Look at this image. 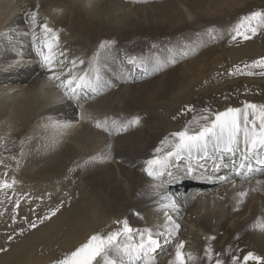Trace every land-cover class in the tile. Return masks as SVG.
<instances>
[{"label":"bare ground","instance_id":"1","mask_svg":"<svg viewBox=\"0 0 264 264\" xmlns=\"http://www.w3.org/2000/svg\"><path fill=\"white\" fill-rule=\"evenodd\" d=\"M150 2L0 0V31L9 27L16 30L10 33L11 41L0 38V137L5 138L0 140V153L17 151L19 145L10 134L16 129L23 130L22 142L26 144L23 159L16 167V194L9 192L13 203L20 200L11 240L5 233L10 227V211L7 203L0 204V212L4 213L0 216V247L6 249L0 252V264H54L92 234L114 230L116 220L127 219L133 228L163 223L159 210L162 190L155 187L160 183L163 191L173 194L177 202L178 211L170 214L180 229L171 239L161 238V248L153 253L157 264H169L175 243L180 240L185 241V251L197 257L190 264H201L207 246L217 252V240L224 231L228 235L227 251L222 249L221 253L228 255L230 261L232 255L242 260L248 252L264 257V191L250 192L239 210H234L233 197L240 190L241 181L234 177L232 165L229 169L223 161L220 167H213L209 160L201 161L204 167H200L184 158L173 161L159 181L144 171L145 162L152 158L161 141L165 137L171 140V133L183 130L203 112V97L216 93L228 99L236 90L264 93V80H231L225 84L211 81L207 86L205 78L209 73L204 66L200 68L206 59L191 55L188 48L180 52L179 48L173 49L180 55L173 57L176 62L151 71V63L159 54L155 51L146 58L134 50L144 45L145 37L168 38L178 32L214 26L221 5L217 0ZM33 11L38 13L37 24L47 18L59 32L60 47L69 59L87 61L102 42L114 41L110 48L100 50L101 73L111 86L95 95L75 99L65 96L57 87L58 82L48 79L50 73L41 66L32 46L28 13ZM213 39L206 40L205 45H213ZM131 56L147 59L149 71L129 64ZM190 61H194L191 67L187 63ZM239 64L236 62L233 67ZM248 86L255 90L248 91ZM259 97L240 96L232 100L234 103L226 101L220 105L214 100L209 109L215 112L229 106L242 107L245 101L264 104V96ZM191 106L202 110L189 116L186 111ZM135 116L140 117V123L127 131L113 128L109 134L95 127L96 120L126 121ZM91 157L96 159L90 160ZM189 163L194 169L191 173L186 171ZM1 169L2 165L0 174ZM223 177L234 178L236 186L222 182ZM256 178L264 180V175ZM251 186H255L254 181ZM61 202L60 211L41 224L39 218ZM25 203L30 209L27 218H23ZM241 218L245 219L239 221ZM26 220L35 222L37 227L30 228Z\"/></svg>","mask_w":264,"mask_h":264},{"label":"snow or ice","instance_id":"2","mask_svg":"<svg viewBox=\"0 0 264 264\" xmlns=\"http://www.w3.org/2000/svg\"><path fill=\"white\" fill-rule=\"evenodd\" d=\"M133 2L141 3L146 0H133ZM37 15L38 13L35 11L28 13L32 46L40 58L41 66L50 73L48 79L58 82L57 87L63 90L65 96L75 99L81 95H95L99 94L106 86H111L101 73L100 50L110 48L115 43L114 41L102 42L98 51L87 61L83 58L69 59L66 52L60 47L59 32L49 25L47 18L43 23L37 24ZM37 29H39V33ZM261 29H264V12L254 11L251 15L243 17L232 28L231 39L235 41L241 37L247 41L256 36ZM14 31L16 30L11 27L0 31V38L11 41L10 33ZM211 34L209 32V35ZM153 47L156 46L153 45ZM128 62L135 67H142L145 72L149 71V61L144 57L131 56L128 58ZM175 62L172 56L164 59L157 56L151 63V71H160L167 64ZM11 67L12 65H9V68ZM255 68L264 69V57L253 60L250 64H244L243 69H247V71L237 65L234 66V69L229 70L228 74L240 73L251 76L256 74L251 70ZM259 75L264 76V71H261ZM188 111H193V109L189 108ZM139 123V116L126 121L113 119L111 122L105 118L103 121L96 120L95 127L111 134L113 128L127 131L128 128ZM171 137V140L165 137L161 141V146L156 148L152 158L145 162L144 171L154 181H159L175 160L187 158L190 162L195 161L200 167H204V164L200 163L201 161L210 160L213 167H220L225 157H235L238 154L239 161H232L234 177L240 178L241 181V188L233 197L235 200L234 210H239L250 192L264 191V180L256 178L264 175V104L245 101L242 107L229 106L223 111L215 112L205 108L198 117H193L189 126L171 133ZM3 139L5 138L0 137V140ZM0 146L3 145L0 144ZM23 154L21 148L20 155ZM11 159L16 161L18 167L19 160L15 156H12ZM95 159L96 157L90 158V160ZM88 162L90 161L85 163ZM0 165H4L3 160H0ZM4 167L8 166L4 165ZM193 170L192 164L189 163L186 171L191 173ZM169 175L171 174L169 173ZM253 181L255 186H251ZM222 182L236 186L234 178L223 177ZM17 183V178L10 177L7 170L0 174V197H2L0 204L4 203L3 198L12 202L8 193L11 191L13 195L16 194ZM244 184H248L250 187L245 188ZM155 187L162 190L159 210L163 214V223L152 227L133 228L127 219L116 220L113 222L116 225L114 230L92 234L85 243L62 258L56 259L54 264H157L153 253L161 247V238H173L180 229V225L170 214V212L178 211L173 194L163 191V183L157 184ZM62 204L63 202L55 209L45 213L39 218V222L43 224L45 220L54 217L60 211ZM19 206L20 200L16 199L14 209ZM3 214L0 212V216ZM11 219L15 222L16 216L13 215ZM26 223L32 229L37 227L35 222L26 220ZM23 231L24 229L21 228L19 234L22 235ZM8 239L11 240L12 237L9 236ZM206 239L213 240L215 237ZM3 251L6 249L0 247V252ZM113 256L117 258L114 259ZM204 256L208 264H212L214 257L215 264H224V261L219 258L220 253H214L210 245L204 249ZM196 259L197 257L192 252L185 251V241L180 240L175 243L174 257L169 261V264H190ZM249 261L254 264H264V257L255 255L253 252L243 255L242 260L236 255L231 256V264H249Z\"/></svg>","mask_w":264,"mask_h":264},{"label":"rangeland","instance_id":"3","mask_svg":"<svg viewBox=\"0 0 264 264\" xmlns=\"http://www.w3.org/2000/svg\"><path fill=\"white\" fill-rule=\"evenodd\" d=\"M165 1H168V0H151L150 3L161 4V3H165ZM217 2L221 5V8H220V14L217 16L216 21H218V23L216 25L203 29L202 31L194 30L192 32L190 31L189 33H187L186 31L185 33L178 32V34L176 33L174 34V36L171 35L168 38L161 37V36H158L156 38H146L145 37L143 39L144 41L142 40V42H144V45L142 44L139 47L137 46L134 48V50L140 51V53L144 57L148 58L151 55V53L153 54V52L155 53V51L157 52L156 53L157 55L159 54V56L160 54L161 55L162 54L163 55L172 54L171 56L175 57V56H180V55H176L173 49L179 48V52H180V49L182 48L191 49L192 50L191 55L195 57L203 56L206 59L204 63L201 62L202 66L200 68H203L204 66L206 71L209 73L207 78H205L207 82L204 81L205 83H207V86L211 84V81L212 83L220 82L222 84H225L227 82H231V80L232 81L241 80V79H251V80L253 79L254 81L264 80V76L259 75V73L261 71H264V69H259V68L251 69L254 73H256L255 75H251V76L240 74V73H237L235 75L228 74L229 70L234 69L233 65L236 62H241V64H239L238 66H240L241 69H243V66H244L243 64H246V63L250 64L253 60L259 59L260 57H264V29H261L256 36L252 37L250 40H247V41L243 40L241 37H238L235 41L231 39L232 28L236 24H238L243 17L251 15V13L254 11L264 12V0H217ZM209 32H211L212 34L209 35ZM213 37H215L216 39L215 41H213V45L211 46L207 44L205 45V43H207L206 40L207 41L209 39L214 40ZM139 39L141 40V38ZM153 45H155L156 47L154 48ZM144 49H147V50H144ZM148 49H150V51ZM169 49H171L172 51L169 52L168 51ZM189 58L190 57H187L186 59L188 60ZM194 61L187 62L190 64L189 67L194 65ZM243 70L247 71V69H243ZM247 90L253 91L255 89L251 86H248ZM259 91L260 90H256L252 93L251 92L246 93V91L244 90H236L235 92H233L232 96L229 97L228 99H225V97L223 98L221 95H217L215 93L213 95L203 97L204 99L202 100L201 108L205 109V108L212 107V105L214 104V100H218L219 105H220L221 102H226V101H229L230 103H234L233 101L238 99V97L240 96H251V97L254 96L257 98H261L259 96H264V93L263 92L259 93ZM190 108L193 109V111H188V110L186 111V113L189 116L196 115L200 110H202L199 107L191 106ZM10 134L12 135L11 139H14L16 141V144H18L19 146H17L16 152L12 149H8L0 153V156L5 157V159H3L4 165L8 166L7 168H5L4 165H2L3 169H1L2 171L1 174L5 170H7L9 172L10 177L11 176L17 177V174H18V171L16 169L17 164L15 160L11 159V157L15 156L16 159L19 160L20 162L23 159V155H20L21 148L23 149L26 144L24 145L22 143L24 132L21 128H19L18 130L16 129L12 131V133ZM237 155L235 157H225L223 160L225 161L224 166L231 169L230 165H232L233 160H237ZM3 199H4V203H7L8 205L7 208L10 211L9 218L11 222L8 225L10 227H8L5 230V233L9 236L12 233V227L14 226V224L12 223L13 220L11 219V217L15 215L17 208L14 209L13 201L9 202L7 198H3ZM25 204L26 205H24V207L26 208H25V211L23 212V214H25L23 218H27L29 211H30L29 203H25ZM247 217H249V213ZM237 219L238 218H233V221L235 220L237 221ZM244 219L245 218H241L239 221H243ZM202 235L204 236V233ZM227 237H228L227 233L225 231L222 232L221 236L217 240L216 245H218V247H217L216 253H220L219 258L224 261V264H231V261L229 260L228 255H222L221 253L222 249H224L225 252L227 251L225 249ZM211 248L213 249V252H214V248L213 247ZM231 248L234 249L235 251L238 250V247H231ZM0 256H1V253H0ZM201 264H208V261L206 260L204 253L202 255ZM212 264H215L214 260L212 261Z\"/></svg>","mask_w":264,"mask_h":264}]
</instances>
